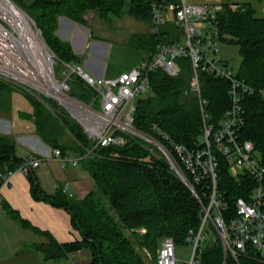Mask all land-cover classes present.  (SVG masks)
<instances>
[{
    "label": "trees",
    "instance_id": "obj_1",
    "mask_svg": "<svg viewBox=\"0 0 264 264\" xmlns=\"http://www.w3.org/2000/svg\"><path fill=\"white\" fill-rule=\"evenodd\" d=\"M12 1L33 17L46 45L64 62L79 63V58L68 42L55 36L59 17L82 25L85 24L83 15L88 11L95 12L105 22L128 16L148 24L150 17L149 0H30L28 5L22 0ZM222 5L218 15L221 42L238 47L241 59L236 77L250 86L264 87V17L257 16L256 10L247 3ZM128 45L153 51L148 34L132 35ZM190 74L187 61L177 77H168L161 71L150 74L152 96L139 98L136 103L133 124L137 131L164 145L153 129L154 125L174 143L195 148L201 140L202 123L197 99L188 91ZM73 81L82 83L71 78L70 95L89 102L91 92L86 87L89 93L80 88L72 89ZM13 86L0 79V114H10ZM228 91L226 80L201 74V95L208 102L209 121L215 126L228 107ZM22 93L33 109L32 114L24 116L33 122L36 136L45 145L61 149L62 154L70 150L78 157L93 147L80 127L70 119L51 112L39 100ZM44 100V103H53ZM241 104L244 119L240 137L254 144L264 166V101L256 96L246 97ZM61 132L71 137L73 146L60 143ZM24 160L15 155L14 139L0 134V172L13 169ZM82 162L94 182V190L81 200L49 197L51 203L71 213L72 223L81 238L75 243L58 244L50 237L48 244L34 246L43 260L59 262L70 253L85 248L91 253L88 264H145L146 255L151 264H156V255L164 238L170 237L177 247L183 246L188 233L198 229L200 205L197 199L176 177L164 157L150 152L141 140L130 137L120 147L95 148ZM30 180L36 193V185L32 178ZM217 186L233 209V201L237 197H246L254 182L247 176L234 179L227 166L221 163ZM4 208L17 217L13 210ZM202 264H264V258L247 249L237 260L227 257L224 262L222 248L216 243L202 246Z\"/></svg>",
    "mask_w": 264,
    "mask_h": 264
},
{
    "label": "built area",
    "instance_id": "obj_2",
    "mask_svg": "<svg viewBox=\"0 0 264 264\" xmlns=\"http://www.w3.org/2000/svg\"><path fill=\"white\" fill-rule=\"evenodd\" d=\"M149 2L147 34L153 51H147L138 64L115 77L97 78L77 62L59 60L32 18L12 0H0V79L52 101L93 144L79 157L52 149V158L62 167L77 164L92 155L95 148L123 146L130 137L158 146L170 169L200 205L198 229L190 231L185 240L191 256L184 264H202L205 237H210L209 245L220 244L224 262L227 257L237 260L247 249L264 258V166L254 144L240 137L244 119L241 102L255 96L264 101V87L256 88L237 78L228 64L217 57L222 4ZM184 61L191 71L188 91L197 99L202 123L201 140L193 149L174 143L153 125L163 145L137 131L133 124L136 103L150 90V74L161 71L168 77H177ZM202 73L229 83L228 107L216 126L209 121L208 102L201 95ZM73 77L91 92L89 102L70 95ZM39 163V158L27 157L17 167L0 172V182H7L15 173L26 174ZM221 163L234 179L247 176L254 182L246 197L233 201V209L218 190ZM176 249L172 238H164L156 264H178Z\"/></svg>",
    "mask_w": 264,
    "mask_h": 264
},
{
    "label": "crops",
    "instance_id": "obj_3",
    "mask_svg": "<svg viewBox=\"0 0 264 264\" xmlns=\"http://www.w3.org/2000/svg\"><path fill=\"white\" fill-rule=\"evenodd\" d=\"M57 25V34L71 45L79 64L97 78L115 77L138 64L147 53L121 42L109 43L104 38H94L86 24H78L66 17H59ZM147 29L142 34H147ZM0 121H5V118L1 117ZM27 127V124L20 122L12 123L10 132H0L14 139L17 158L30 156L40 159L37 168L26 174L15 173L7 182L1 183L0 264H81L79 255L83 250L89 252L88 264L91 253L85 248L70 253L59 262L43 260L42 255L34 249V246L48 244L50 237L58 244L80 240L71 213L51 203L49 197L81 200L94 190V182L82 161L62 167L58 160L52 158V149ZM63 155L75 157L70 152ZM30 178L36 185V193ZM4 207L13 210L17 217L10 215Z\"/></svg>",
    "mask_w": 264,
    "mask_h": 264
},
{
    "label": "rangeland",
    "instance_id": "obj_4",
    "mask_svg": "<svg viewBox=\"0 0 264 264\" xmlns=\"http://www.w3.org/2000/svg\"><path fill=\"white\" fill-rule=\"evenodd\" d=\"M23 3L28 5L30 3V0H22ZM187 3H197V4H204V3H214V4H250L253 9L256 10L257 16L264 17V0H185ZM29 14V12L27 11ZM30 15V14H29ZM32 17V16H31ZM33 18V17H32ZM83 19L85 20V24L88 26L87 30L90 29L91 33L94 38L97 39H103L108 41L109 43L113 42H121L120 44H125L127 47L132 48L128 45L129 38L132 35L142 34V32H145L147 29V23L137 21L133 18H130L128 16H123L120 19L111 18L109 22L102 21L95 12L88 11L83 15ZM58 26V25H57ZM88 33V32H86ZM55 36L62 38L57 34L55 31ZM85 38L87 39V35H85ZM64 41V40H62ZM66 42V41H64ZM135 49V48H133ZM217 57L222 59L225 63L228 64L229 68L232 70L234 74H237L240 68L241 59L239 56V50L238 47L234 45H229L223 42L217 43ZM72 89H82L83 91L86 90L88 93L89 91L85 88L83 83H79L76 81L72 82ZM84 87V89H83ZM15 88V91L12 92L10 96L11 101V115L9 113H2L0 114V118H5V121H0V132L2 133H8L12 130L11 125L12 123H23L27 124L29 129H32L35 134V127L33 122L29 119V117H25V114H32L33 109L31 104L29 103V100L25 97V95L22 92H26L25 90L13 86ZM28 95L32 96L34 99L39 100L41 103L45 104V106L53 113H56L60 115L61 117H64L65 119L69 118L65 114V112L61 109H59L55 104L51 103H44L46 100L36 97L35 95L26 92ZM91 94V93H90ZM89 94V95H90ZM152 96V92L149 90L146 93H144L141 98H150ZM92 98V95H90V100ZM89 100V101H90ZM10 115V116H9ZM11 117V118H10ZM10 120H7L9 119ZM4 120V119H3ZM27 127V128H28ZM28 129V130H29ZM22 130V129H20ZM36 135V134H35ZM149 136V135H147ZM150 137V136H149ZM140 140V139H139ZM144 143L150 152L157 153L158 155L165 157L162 152L158 150V146L150 144L148 141H142ZM60 143L64 145H71L73 144V140H71V137L66 132H61L60 134ZM73 146V145H71ZM50 149H54L52 147H49ZM61 150V149H59ZM88 150V149H87ZM71 152L70 150L65 151ZM86 152V150H85ZM84 152V153H85ZM176 175V174H175ZM176 177H178L176 175ZM179 179V178H178ZM141 232H143L141 230ZM210 237H205L203 245H206L209 242ZM88 254L87 250H83L82 253L79 255V262L81 264L86 263L88 260ZM191 256V248L187 245L178 246L176 249V257L178 260V264H184L190 259ZM90 260V259H89ZM145 264H151L150 258L146 255L144 257Z\"/></svg>",
    "mask_w": 264,
    "mask_h": 264
},
{
    "label": "water",
    "instance_id": "obj_5",
    "mask_svg": "<svg viewBox=\"0 0 264 264\" xmlns=\"http://www.w3.org/2000/svg\"><path fill=\"white\" fill-rule=\"evenodd\" d=\"M76 126H78L77 124H75Z\"/></svg>",
    "mask_w": 264,
    "mask_h": 264
}]
</instances>
